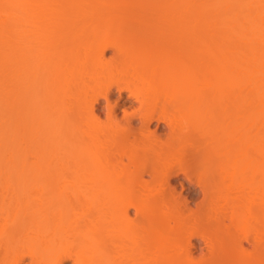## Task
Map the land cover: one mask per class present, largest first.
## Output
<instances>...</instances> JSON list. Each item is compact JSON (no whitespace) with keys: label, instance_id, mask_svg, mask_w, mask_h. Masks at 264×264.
<instances>
[{"label":"bare ground","instance_id":"bare-ground-1","mask_svg":"<svg viewBox=\"0 0 264 264\" xmlns=\"http://www.w3.org/2000/svg\"><path fill=\"white\" fill-rule=\"evenodd\" d=\"M112 82L141 105L134 139ZM6 212L13 264H264V0H0Z\"/></svg>","mask_w":264,"mask_h":264},{"label":"rangeland","instance_id":"rangeland-1","mask_svg":"<svg viewBox=\"0 0 264 264\" xmlns=\"http://www.w3.org/2000/svg\"><path fill=\"white\" fill-rule=\"evenodd\" d=\"M111 51L107 52V55H111ZM120 85H124L122 83H119ZM109 93L111 97V105L115 109L116 113V119L117 121H123L126 119V117H132L133 118V126L135 127L134 134L132 135V139L135 137L139 136V128L141 127V120H140V113L141 111V105L138 101H136L133 97L128 95L127 89H119L116 82H112L109 85ZM95 109L96 112L99 114L101 120L104 123H107L110 121L109 115H108V106L106 101L103 98H99L95 102ZM163 113V112H162ZM164 114V113H163ZM208 114L206 115V117ZM223 117L219 116L217 117L216 120H213V124H209L204 128L203 130H212L215 128L221 127L223 123ZM151 128L152 129H157L159 133L164 137L168 133V127L166 125V122L164 118L160 119L159 121L152 120L151 121ZM165 138V137H164ZM171 181L172 184L176 186L177 191L181 193L182 197L186 199L192 207H195L196 204L200 203L203 198L204 194L202 189L200 188L199 184L191 177H188L186 174L183 172H178L176 175L171 176ZM38 194H33L28 196L27 199H31V201L34 204L39 203V198H37ZM62 196L65 199H73V194H71L69 191L65 190L62 193ZM68 206V205H66ZM133 210H131L130 214L132 215ZM9 213H3L0 215V223L2 224L3 222L6 221V216ZM72 215V212L69 211L67 213V216ZM25 237V236H24ZM194 242L196 245V253L200 255H204L206 253V247L203 243L202 240L198 238H194ZM11 249V248H9ZM14 253H8L5 254L4 249L0 250V264H13V259ZM17 264H31V260L29 257H26L21 261L20 263Z\"/></svg>","mask_w":264,"mask_h":264}]
</instances>
